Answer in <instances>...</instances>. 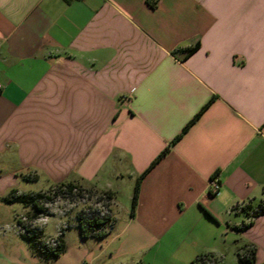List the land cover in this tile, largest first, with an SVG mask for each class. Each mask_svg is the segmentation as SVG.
Returning a JSON list of instances; mask_svg holds the SVG:
<instances>
[{
  "label": "crops",
  "instance_id": "0c3cea01",
  "mask_svg": "<svg viewBox=\"0 0 264 264\" xmlns=\"http://www.w3.org/2000/svg\"><path fill=\"white\" fill-rule=\"evenodd\" d=\"M0 87V216L13 191L111 196L112 232L64 235L53 264H264V215L241 211L264 202V0H0Z\"/></svg>",
  "mask_w": 264,
  "mask_h": 264
},
{
  "label": "trees",
  "instance_id": "16d2710c",
  "mask_svg": "<svg viewBox=\"0 0 264 264\" xmlns=\"http://www.w3.org/2000/svg\"><path fill=\"white\" fill-rule=\"evenodd\" d=\"M198 49V45L187 50L185 52V58L192 55ZM211 102H209L202 111H204ZM202 111L197 114L194 119L186 126V128L181 133L184 134L187 129L198 119L201 115ZM181 135H179L172 144L177 141ZM169 152V148H166L150 165V167L137 179L130 207V217L132 218L135 212V207L137 204L138 193L140 182L143 177ZM53 190V189H52ZM49 191L48 193L42 194H34V195H26L19 194L16 191L11 192L7 195L2 202L5 205H15L18 204L24 209H29L30 215L29 220L35 221L38 219L40 215H42L45 211L44 205L51 203L55 197H64L67 196L69 199H77L82 198L83 188L74 186L72 184H62L59 186H55L53 191ZM75 190V191H74ZM52 193V194H51ZM100 196H103L104 202H106L107 214H101L100 212H86L80 211L76 214V227L79 231V237L82 240H86L89 238L104 240L114 229V221L110 217V201L111 196L109 193H99ZM241 211H246L247 217L253 220L257 217L264 215V202L257 205L255 208L251 207H242ZM18 227L20 222L15 218L14 220ZM64 230L61 232L60 236L57 238L56 243L51 244L44 238L43 232L40 229L30 228V227H22L23 232L19 233V238L25 244L29 254L37 259L40 264H53L62 254L66 251V245L64 242V231L67 228H63ZM238 261L240 264H252L255 259V249L250 246H245L241 248L237 252ZM211 256H200L197 257L191 264H206V261L209 260Z\"/></svg>",
  "mask_w": 264,
  "mask_h": 264
},
{
  "label": "rangeland",
  "instance_id": "374dc122",
  "mask_svg": "<svg viewBox=\"0 0 264 264\" xmlns=\"http://www.w3.org/2000/svg\"><path fill=\"white\" fill-rule=\"evenodd\" d=\"M24 187L31 189L32 191H39L41 185L36 184H25ZM55 192L54 188L52 190ZM52 194V193H51ZM82 198L69 199L67 196L55 197L51 203L44 205V213L38 217L35 221L29 220V212H24L23 208L15 204L12 207H6L5 211L0 216V253L5 247H10L12 244H21L25 246L23 241L19 238L18 234L22 233V227L36 228L44 230V238L49 243H56L57 238L60 236L61 232L65 229V242L68 245H74L79 242V231L75 226L76 220L75 216L80 211L88 212H100L101 214H107L106 202L103 200L99 192L93 188H86L82 191ZM118 207L114 209L115 216L120 220H124L123 206L125 201L120 198L117 201ZM19 214L16 219L21 225L18 227L17 223L13 221V218ZM70 226V228H69ZM26 247V246H25ZM227 261L233 259L232 250L227 251ZM4 260L0 258V264Z\"/></svg>",
  "mask_w": 264,
  "mask_h": 264
},
{
  "label": "built area",
  "instance_id": "2783aa9c",
  "mask_svg": "<svg viewBox=\"0 0 264 264\" xmlns=\"http://www.w3.org/2000/svg\"><path fill=\"white\" fill-rule=\"evenodd\" d=\"M1 89V87H0ZM220 190V185L217 181V179L215 177H213L210 182H209V195L210 196H216L218 195ZM75 191V190H74ZM242 207V206H241ZM240 207V208H241ZM235 208H233L234 210ZM250 220H253L252 218H250ZM206 264H214V260L212 258H210L209 260L206 261Z\"/></svg>",
  "mask_w": 264,
  "mask_h": 264
}]
</instances>
